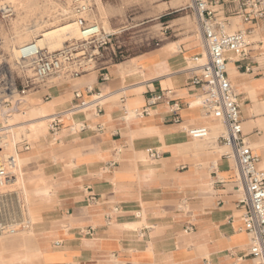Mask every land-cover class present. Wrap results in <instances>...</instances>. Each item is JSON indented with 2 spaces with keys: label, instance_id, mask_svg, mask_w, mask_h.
Instances as JSON below:
<instances>
[{
  "label": "crops",
  "instance_id": "crops-1",
  "mask_svg": "<svg viewBox=\"0 0 264 264\" xmlns=\"http://www.w3.org/2000/svg\"><path fill=\"white\" fill-rule=\"evenodd\" d=\"M217 1L228 8L230 0ZM243 27L258 40L249 43L245 61L235 63V56L227 73L258 170L264 166V19ZM200 55L201 37L177 33L124 62L106 63L105 81L98 70L33 93L40 94L33 106L46 111L45 119L26 131L27 150L18 143L15 150L26 159L22 173L34 217L27 244H6L8 264H252L238 260L248 238L236 208L234 161L215 141L202 154L204 141L186 132L207 126L208 140L217 134L193 105L200 95L190 84L197 71L189 70ZM75 90L89 102L98 99L99 112H74ZM155 95L163 99L148 106ZM56 115L52 130L48 121ZM154 152L158 159L150 157Z\"/></svg>",
  "mask_w": 264,
  "mask_h": 264
},
{
  "label": "built area",
  "instance_id": "built-area-1",
  "mask_svg": "<svg viewBox=\"0 0 264 264\" xmlns=\"http://www.w3.org/2000/svg\"><path fill=\"white\" fill-rule=\"evenodd\" d=\"M94 1L69 0V15L61 16L72 18L82 31V40L66 42L54 51L40 46L37 40L17 49L13 70L7 68L5 72H0V109L4 110L3 116L7 117L11 110L17 109L20 99L28 93L45 91L51 85H68L98 70L101 81L106 80V75L103 74L106 66L103 56L116 34L106 32L96 23L88 24ZM229 5L232 6L229 13L237 16L242 25L264 19V0H230ZM223 6L224 3L217 0H190L187 7L199 26L205 55L204 60L203 55L193 59L194 68L189 71L196 70L197 73L191 76L190 84L199 90L202 98L200 107L204 110L205 119L223 128V132L215 138L217 145L227 149L223 157L234 161V190L239 196L236 208L248 238L246 254L239 256L238 260L248 258L252 264H264V177L257 170L259 158L247 144L243 134L238 95L226 69L233 60L225 57L227 53L236 54L235 63L248 58L251 30L228 32L230 17L220 18L217 10L224 9ZM1 16L11 17V8H3ZM245 71H249L248 66ZM54 81L57 83L54 84ZM86 92L90 94L91 88L87 87ZM162 99V95L152 96L147 105H154ZM72 100V110L95 108L99 112L98 99L89 102L80 91L75 90L72 92ZM120 101L123 102L124 98ZM56 118L57 115L49 122L52 130L57 127ZM186 132L194 141H206L210 135L207 126L190 127ZM13 133L11 127L0 126V188L10 185L16 178V159L4 152L8 138ZM20 145L27 150L24 140L18 143ZM150 157L158 159L159 154L154 152ZM28 227V212L21 195L0 192V233L15 235Z\"/></svg>",
  "mask_w": 264,
  "mask_h": 264
},
{
  "label": "rangeland",
  "instance_id": "rangeland-1",
  "mask_svg": "<svg viewBox=\"0 0 264 264\" xmlns=\"http://www.w3.org/2000/svg\"><path fill=\"white\" fill-rule=\"evenodd\" d=\"M12 1L14 0H0V5L4 2L7 4V2ZM99 1H101V7L103 8L99 10L96 0L94 1L92 13L88 17V24L96 23L109 33L121 31V33L116 34L112 38L111 45L103 56V62L107 64L124 62L139 53L156 47V44L161 43L164 38H167V40L172 39L177 33L196 35L198 38L201 37L195 16L192 11L187 8L190 0ZM30 3L38 5L36 11L26 13L25 11L19 10L13 13L11 17L2 18L0 10V38H4V36L8 38L16 31L22 33L24 29L31 27L34 23L40 22L41 20H49L48 24L50 25L45 29H50L73 21L71 17H61L63 15V10L65 13L63 16H67V12H69V0H31ZM217 10L220 18L226 16L230 17L229 27L232 26L233 22L238 25L236 28L231 29L232 31L243 30L245 28L239 19L233 20V18H235L233 14L226 13L227 10H230L229 5L228 8H217ZM162 33L164 34L161 35ZM256 40L258 39H256L255 36L248 38L249 42ZM2 55L3 56L0 57V72H5L7 68L9 70V67L10 70H13V66L11 65H13L14 60H10L6 51H2ZM56 83L57 82L54 81V84ZM53 86L54 85H51L50 87ZM22 99H25L26 106H29L40 101L41 97L40 94L28 93ZM17 109L21 110V108ZM212 127H215L211 130L212 134L217 133L216 135H211L213 140L198 142L202 154H204L209 147H212L211 144L215 141V138L219 133L223 132V128L219 124L215 123ZM13 132L16 133L18 131L14 129ZM231 164L234 167V163L231 162ZM22 193L25 197L30 213V222L32 223L34 215H32L31 206L29 207V195L24 192ZM22 231L24 232V230H20V232ZM30 236L31 234L29 231L27 233H20L17 236L3 233L2 238H0V252L9 250V248H6V244L9 242L20 240L27 244ZM25 250L32 251V248H27Z\"/></svg>",
  "mask_w": 264,
  "mask_h": 264
},
{
  "label": "bare ground",
  "instance_id": "bare-ground-1",
  "mask_svg": "<svg viewBox=\"0 0 264 264\" xmlns=\"http://www.w3.org/2000/svg\"><path fill=\"white\" fill-rule=\"evenodd\" d=\"M30 1L31 0H14L12 2H7V4L4 2L0 5V10H2L3 8L10 7L12 11V15L13 13L19 10L25 11L26 13H31L37 10L38 5L31 4ZM96 4L99 10L103 8L101 7V1L96 0ZM62 12H63L62 14L64 15L65 14L64 10ZM48 21L49 20H46V21L41 20L40 22L34 23L31 27H27L26 29H24L22 33L16 31L13 33L12 36L8 38L5 36L4 38H0V57L3 56L2 51H6L10 57V60L11 61L15 60L16 55H17L16 54L17 49L20 46L30 41L37 40L40 46L45 47L49 51H54V50L60 49L66 42H69L72 40H82L84 38L82 35V31L77 27V25L73 21L62 24V25H58L50 29H45L47 26L50 25L48 24ZM227 31L230 32L232 30H229V27H228ZM119 33H121V31L113 32L112 34H119ZM235 56L236 54L234 53H227L225 55V57L230 60H233ZM204 58H205V55H203L202 60H204ZM229 64L226 66V69L229 66ZM24 100L25 99H20V103L17 106V108H21V110L13 109L10 111V114L7 115V117L3 116L4 110L0 109V120H1L0 126H9L11 127L12 130H14L16 123L21 121L20 123H18L20 124L19 125L20 127L16 129L18 132L13 133V135L8 138L6 147L4 148L5 153L13 155L16 159L17 166H18L16 178L13 181V183H11L10 185L6 186L5 188H0V192L8 191V192L17 193L19 196L21 195L24 205L27 208L28 218H29V227L26 230H24V232L19 231L18 233H16L15 234L16 236L20 233H27L31 227V222H30V213H29L26 201H25V197L23 196V193H22L24 192L25 194H28V191L26 188L27 181L21 171V168H22L21 166H23V163L24 161H26V159L16 152L15 147L17 143L25 139L26 131L28 130V128L32 127L33 124L36 122L42 123L45 119L44 116L46 114V111L40 112V109L34 107L33 105L26 106V102ZM201 103H202V98L200 96L193 105L200 106ZM73 111L76 113H79V112H82L83 110L82 111L73 110ZM51 119L48 121V124L51 121ZM258 172H260V174L264 176L263 164L258 165ZM4 234L8 235L7 233H4ZM2 236H3V233H0V238H2ZM9 258H10V255H7L4 252V250L0 252V264H8Z\"/></svg>",
  "mask_w": 264,
  "mask_h": 264
}]
</instances>
